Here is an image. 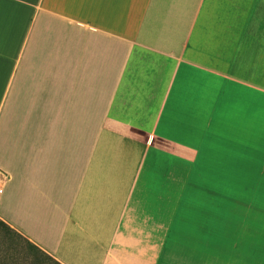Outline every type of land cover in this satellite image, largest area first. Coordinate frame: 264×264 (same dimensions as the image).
Listing matches in <instances>:
<instances>
[{"label": "crops", "instance_id": "0c3cea01", "mask_svg": "<svg viewBox=\"0 0 264 264\" xmlns=\"http://www.w3.org/2000/svg\"><path fill=\"white\" fill-rule=\"evenodd\" d=\"M0 187L57 264H264V0H0Z\"/></svg>", "mask_w": 264, "mask_h": 264}, {"label": "rangeland", "instance_id": "374dc122", "mask_svg": "<svg viewBox=\"0 0 264 264\" xmlns=\"http://www.w3.org/2000/svg\"><path fill=\"white\" fill-rule=\"evenodd\" d=\"M50 259L31 249L22 237L0 230V264H56Z\"/></svg>", "mask_w": 264, "mask_h": 264}, {"label": "trees", "instance_id": "16d2710c", "mask_svg": "<svg viewBox=\"0 0 264 264\" xmlns=\"http://www.w3.org/2000/svg\"><path fill=\"white\" fill-rule=\"evenodd\" d=\"M0 230L2 231H6L9 232L11 234H15L17 235L15 232H13L7 225H5L3 222L0 221ZM18 236V235H17ZM26 244L33 250H35L37 253L39 254H43L41 253V251H39L36 247L32 246L29 242H26ZM51 260V259H50ZM53 261V260H52ZM54 262V261H53ZM56 263V262H55ZM57 264V263H56Z\"/></svg>", "mask_w": 264, "mask_h": 264}, {"label": "built area", "instance_id": "2783aa9c", "mask_svg": "<svg viewBox=\"0 0 264 264\" xmlns=\"http://www.w3.org/2000/svg\"><path fill=\"white\" fill-rule=\"evenodd\" d=\"M0 189H1V187H0Z\"/></svg>", "mask_w": 264, "mask_h": 264}]
</instances>
